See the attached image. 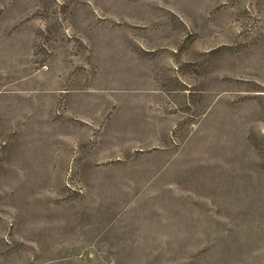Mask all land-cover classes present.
I'll list each match as a JSON object with an SVG mask.
<instances>
[{"label": "rangeland", "instance_id": "obj_1", "mask_svg": "<svg viewBox=\"0 0 264 264\" xmlns=\"http://www.w3.org/2000/svg\"><path fill=\"white\" fill-rule=\"evenodd\" d=\"M0 264H264V0H0Z\"/></svg>", "mask_w": 264, "mask_h": 264}, {"label": "crops", "instance_id": "obj_2", "mask_svg": "<svg viewBox=\"0 0 264 264\" xmlns=\"http://www.w3.org/2000/svg\"><path fill=\"white\" fill-rule=\"evenodd\" d=\"M54 111H55V113H58V112H57V108H55V110H54ZM66 111H67V110H66V109H64V112H61V113H59V114H60V115H62V114H66ZM115 158H116V156H115Z\"/></svg>", "mask_w": 264, "mask_h": 264}]
</instances>
